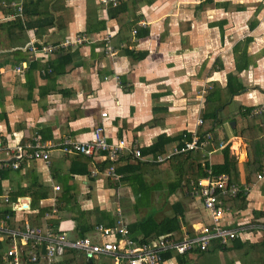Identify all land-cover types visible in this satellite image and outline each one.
I'll return each instance as SVG.
<instances>
[{"label": "crops", "instance_id": "crops-1", "mask_svg": "<svg viewBox=\"0 0 264 264\" xmlns=\"http://www.w3.org/2000/svg\"><path fill=\"white\" fill-rule=\"evenodd\" d=\"M102 1L23 0L20 18L0 0V146L24 144L34 135L54 144L64 138L84 143L100 127L108 143L136 140L149 162L120 158L114 169L121 179L114 181L106 176L107 161L53 150L48 166L31 161L0 173V195L6 194L13 206L27 204L28 215L17 213L15 227L29 220L38 224L34 219L42 213L35 227L44 222L68 240L107 241L94 238V227H115L118 216L128 232L134 226L129 233L134 245L192 237L213 224L200 189L212 168L222 165L224 148L245 184L249 151L239 129L264 124V112L243 121L250 109L264 108V0H127L115 6ZM17 19L22 29L13 25ZM45 19H53V28L39 33ZM141 20L144 26L137 25ZM81 33L94 42L53 55L23 49L32 38L53 45ZM107 45L115 55L105 53ZM18 64L26 66L23 75L13 70ZM47 65L51 73H40ZM211 113L216 115L212 133L222 147L196 150L192 160L179 153L152 162L200 133L206 126L203 115ZM159 142L164 150L154 155L151 150ZM3 149L0 160L9 159ZM103 163L107 166L101 171ZM195 165L206 175L198 177ZM257 175L246 184L243 209L229 207L217 222L223 228L247 227L238 239L226 249L210 243L204 252L173 253L164 264H264L259 246L264 230L254 226L264 227V174ZM148 220L145 232L137 227ZM167 220L173 225H163ZM155 226L162 234L147 242ZM71 256L75 264H92L81 254ZM96 259L93 264H111Z\"/></svg>", "mask_w": 264, "mask_h": 264}, {"label": "built area", "instance_id": "built-area-1", "mask_svg": "<svg viewBox=\"0 0 264 264\" xmlns=\"http://www.w3.org/2000/svg\"><path fill=\"white\" fill-rule=\"evenodd\" d=\"M119 1L124 0H103L102 3L115 6ZM4 6L14 11V16L20 18L23 16V0H10ZM137 25L144 26L145 23L141 20L137 22ZM136 33L137 30L133 28L131 34L135 36ZM103 41L108 44V38H105ZM92 42L94 40L88 34L81 33L73 38H65L63 41L53 45H46L41 39L32 38L25 44L23 49L29 50L33 54L42 52L46 55H53L58 51L68 50L82 44H91ZM105 53L109 56L115 55V51L108 45ZM13 70L15 73L23 75L26 66L24 64H18L13 67ZM40 73L49 74L51 73V68L47 65L45 70H40ZM263 112V107L252 108L248 112V117H244L243 121H247L249 117L260 116ZM101 117H105V114H102ZM201 124L202 120L199 119L197 126ZM212 139L211 134L200 137L196 132H193L190 135V140L186 141L179 150H174L171 154L157 156L152 162L160 163L179 153L206 150L208 147L214 148ZM223 145L220 141L218 147H222ZM2 149H7L9 159L0 160V173L17 171L24 163L31 161H41L45 166H48L49 154L53 150H59L64 155H79L94 159L96 162L98 160L107 161L110 163V166L105 170L106 176L114 181L121 179V175L117 174L114 169V164L120 158L126 156L131 157L137 162H149L141 156V149L136 140L131 141L129 144L124 140H119L113 144L108 143L100 127H96L93 131L92 139L84 143L73 141L70 138H64L60 144H54L52 142L42 141L37 135H34L24 144H18L11 148L0 146V150ZM96 173L97 169H94L91 175L94 176ZM263 174L264 171L258 174L257 179H261ZM248 189L249 186L246 184L238 185L237 183L230 182L228 176L225 174L218 176L211 175L210 178L205 180V184L201 186L200 194L204 208L209 211L213 219L212 226H204L192 237H184L181 240H176L169 236L162 237L153 245H134L129 240L128 229L120 216L116 218L115 227L109 228L101 224L94 227V238L107 240L102 242L93 241L90 237L69 241L65 239L67 237L64 234L59 231H54L44 222L41 226L35 227L28 223V221H24L20 227H15L14 224L20 221L18 215H26L28 213L27 204L13 206L9 202L8 196L4 194L0 195V210L5 209L3 211L5 214L2 216L0 214V243L4 244L7 242L4 253L9 264H21V261H24L21 248L27 245L28 240L34 238H46L45 240H48V245L45 253L35 252V246L27 245L31 262L37 261L36 256L38 255L41 262L53 264L55 262L54 256H62L69 249L82 254L85 260H91L101 256L109 259L111 264H160V255L166 252L186 255L194 250L204 251L211 242L217 241L220 245H227L230 241L237 239L247 230V227L223 228L218 225L217 222L229 209L223 206L222 198H235L241 192L247 194ZM53 190L54 192H58L60 188L55 186ZM17 213L19 214L17 215ZM44 217L48 220L50 216L46 214ZM254 226L257 230H264V227ZM110 239H113V241Z\"/></svg>", "mask_w": 264, "mask_h": 264}, {"label": "trees", "instance_id": "trees-1", "mask_svg": "<svg viewBox=\"0 0 264 264\" xmlns=\"http://www.w3.org/2000/svg\"><path fill=\"white\" fill-rule=\"evenodd\" d=\"M5 1L8 2L10 0H5ZM124 1L126 2L127 0H124ZM124 1H119V2H124ZM27 6H28V2H27ZM29 6H31V5H29ZM24 13L25 12L23 11V14ZM52 20L53 19H50V20H46L45 19L43 22H41V25L38 28L39 33L43 32V31H46V30H48L50 28H53ZM26 24H27V26L31 27L29 25V22H26ZM13 25L16 26V27H19L20 29H22L21 28L22 24L19 21V19L15 20ZM24 25H25V22H24ZM87 31L91 32L90 29H87ZM257 117H259V116H257ZM253 118H255V117H253ZM215 120H216L215 113H211L210 115H206V114L203 115V121L206 123V126L207 125L208 126L207 127L205 126L201 130V132L198 133V135L201 137V136H205L206 134H211L212 138H213L212 139L213 140V146L217 147L218 144H219L218 141H217L218 139H216L217 137L212 133V127L216 123ZM239 133L241 135V139L248 146L249 158H248V162H247V165H246L247 169H248V172L246 174L245 184L250 185L254 181L256 175L260 172L261 166L264 165V124H262V126L259 127V126H256V124H254V123H251V124L250 123L249 124L246 123V126H241L240 127ZM188 138H189L188 140H190V137H188ZM160 142H162V140ZM160 142L157 143V145H155L153 147V149L151 150L154 155L162 153L163 150H164L163 143H160ZM210 149H212V148L208 147L206 150L208 151ZM193 153L195 154L197 152L196 151H190V152H186L184 154H187L186 158L192 160V156H193L192 154ZM184 154H182V155H184ZM182 155H179V157H182ZM223 156H224V159H223L222 165L212 168V171H211L212 172V176H218L220 174H225L226 176H228L230 182L237 183L238 185L241 184L240 180L238 178L237 164H236L234 158H232L229 155V152H228L227 148H224ZM153 163H155V162H153ZM194 164H195V162H194ZM106 166H107V163H103L100 166L101 171L104 170V168ZM195 166L199 170L198 171V177H202V176L206 175L205 171H202V168L200 167V165H195ZM193 180H194V182H197L198 179L196 177V178H193ZM245 200H246V194H244L242 192L239 193L235 198H229V197H223L222 198L223 206L228 207V208L229 207L236 208L238 210L239 209L240 210L243 209V207L245 206ZM0 214L2 216L3 214H5V212H2ZM42 217H43L42 213L39 216H36V219H34V220L38 224H34L32 226H37V225L41 224V222H42L41 218ZM40 220H41V222H40ZM29 222H30V224L34 223V222L30 221V220H29ZM168 222H171L172 223L171 225H173V220H167V221L164 222L163 225L170 224ZM150 224H151V221L148 220V221H144L143 223H141L137 227H139V229H141V230H143V229L146 230L150 226ZM132 227L134 228V226H132ZM132 227L129 228V233L131 235H132V233H131ZM145 230H143V232H145ZM167 231H169V229H167ZM161 234H162L161 227L157 228L155 226L154 231L149 233V234H147V236H146L148 238L147 242H149V238H157V236H159ZM83 237L84 236H82L81 238H78V240L79 239H83ZM39 239L38 238L30 239V240H28L27 245L35 246L34 247V251L35 252H43V253H45L47 251V245H48L47 242H48V240L46 241L45 240L46 238H39ZM47 239H49V238H47ZM41 240H45V241H41ZM39 241H41V242H39ZM69 241H75V240H69ZM211 243L213 244V247L216 248V250H218L220 247L223 248V249L224 248L226 249L229 246V243L227 245H220L218 242L217 243L216 242H214V243L211 242ZM237 243H240V242L237 241ZM17 244H19V242H17ZM212 244H210V245H212ZM6 246H7V242L4 243V244L0 243V264H9V263H7V260H6L7 258H6L5 253H4V251L6 249ZM26 246H23V248H21L22 249V254H23V260H24V261H21V264H46V263H43V262L40 261L38 255L36 256V260L37 261L31 262L30 261V256L28 254L29 253L28 246L27 247ZM259 246L264 251V240L261 243H259ZM197 251H200V250H197ZM200 252H204V251H200ZM74 253L77 254V252H75L74 250H69L68 249V250L65 251V253H63L62 256H59V257L54 256L55 262H53V264H75V260L71 256V254H74ZM78 254H80V253H78ZM172 254L173 253H170V252H166V253L161 254L160 255L161 256L160 264H164L169 259V257H171L170 255H172ZM174 254L178 255L177 253H174ZM186 255H188V254H186ZM103 258H105V257H103ZM96 260H97L96 258L95 259H91L92 264Z\"/></svg>", "mask_w": 264, "mask_h": 264}, {"label": "rangeland", "instance_id": "rangeland-1", "mask_svg": "<svg viewBox=\"0 0 264 264\" xmlns=\"http://www.w3.org/2000/svg\"><path fill=\"white\" fill-rule=\"evenodd\" d=\"M24 26V25H23Z\"/></svg>", "mask_w": 264, "mask_h": 264}]
</instances>
